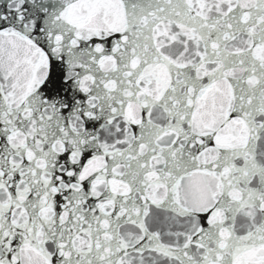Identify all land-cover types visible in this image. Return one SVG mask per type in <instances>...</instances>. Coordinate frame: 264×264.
I'll use <instances>...</instances> for the list:
<instances>
[{"label": "snow or ice", "instance_id": "6c2138e0", "mask_svg": "<svg viewBox=\"0 0 264 264\" xmlns=\"http://www.w3.org/2000/svg\"><path fill=\"white\" fill-rule=\"evenodd\" d=\"M0 264H264V0H0Z\"/></svg>", "mask_w": 264, "mask_h": 264}]
</instances>
